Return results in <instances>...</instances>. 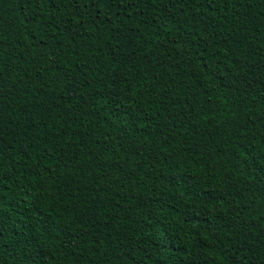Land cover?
Listing matches in <instances>:
<instances>
[{
  "label": "trees",
  "instance_id": "obj_1",
  "mask_svg": "<svg viewBox=\"0 0 264 264\" xmlns=\"http://www.w3.org/2000/svg\"><path fill=\"white\" fill-rule=\"evenodd\" d=\"M0 264H264V0H0Z\"/></svg>",
  "mask_w": 264,
  "mask_h": 264
}]
</instances>
